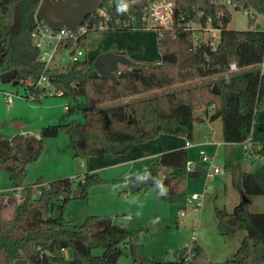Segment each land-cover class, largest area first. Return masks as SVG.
I'll return each instance as SVG.
<instances>
[{"label": "trees", "instance_id": "16d2710c", "mask_svg": "<svg viewBox=\"0 0 264 264\" xmlns=\"http://www.w3.org/2000/svg\"><path fill=\"white\" fill-rule=\"evenodd\" d=\"M39 1L0 0V75L14 70L15 83L12 80L9 84L23 86L24 95L34 91V84L43 72L49 74L54 94L63 96L70 109L79 98L91 107L226 74L218 77L214 86L194 85L100 108L87 112L82 122L73 119L42 127L38 136L0 135V168L6 172L10 187H23L25 194L11 218L0 217V264H16L17 260H25V264H119L127 252L134 264H156L145 255L142 229L121 227L104 215L87 216L80 225L65 219L63 212L74 190L73 179H57L47 186H41L42 180L38 179L33 185H26L27 165L39 158L43 140L56 137L60 130L71 140L73 156L87 160L103 154H125L134 145L160 134L190 140L195 123L217 118L222 122V141L234 146L228 153H234L235 157L226 159L225 172H229L234 189L245 198L231 211L215 208L217 229L229 240L239 238L230 259L232 263L264 264V211L253 212L249 208L252 197L264 196V141L252 140L251 146L253 157L262 159L261 168L247 172L241 166L242 143L251 135L258 109L264 108V73L260 70L264 60V31L228 29L231 14L224 0H174L175 24L196 22L204 27L209 18L211 26L220 30L215 49H211L205 37L197 48L191 49L190 32H165L157 42L159 63L132 61L120 65L113 81L99 76L92 63L83 57L64 69L45 71L31 40ZM150 1L120 0V6L119 0H103L102 6L110 18L108 31L145 30L142 16ZM230 1L234 8L254 17L264 13V0ZM91 18L88 16L86 22ZM96 21L92 20L86 32L77 37V47L85 48L87 35L95 31L91 27ZM73 43L67 41L72 50ZM232 63L241 71H230ZM35 93L46 95V89L38 88ZM197 109H202L201 115L195 114ZM187 159L183 146L160 153L146 166L148 175L162 181L160 186L152 187L168 204L180 207L186 202ZM91 176L94 181H102L95 173ZM34 184L39 187L35 189ZM89 184L87 178L78 182V196L87 198ZM54 210L57 216L52 215ZM241 233L244 234L238 237ZM65 249L72 251L71 258L64 256ZM95 249H100L101 254H93ZM186 251L185 246L176 260L165 264H210L203 247L195 240L188 254Z\"/></svg>", "mask_w": 264, "mask_h": 264}, {"label": "rangeland", "instance_id": "374dc122", "mask_svg": "<svg viewBox=\"0 0 264 264\" xmlns=\"http://www.w3.org/2000/svg\"><path fill=\"white\" fill-rule=\"evenodd\" d=\"M227 6L231 14V21L227 25L228 29H259L264 31V13L256 14L255 19L250 22L248 12L236 9L234 5ZM197 25V23H193V26ZM157 41L158 37L152 30L129 32L92 31L87 35L82 59L86 57L92 63L102 50L116 46L125 50L127 53V56H125L131 61L133 59L141 61L148 59L151 63H159L160 54L157 49ZM62 54L67 55V51H62ZM55 70L60 69L55 68ZM240 71L237 70V72ZM224 74L226 73L198 78L165 89H157L131 98L110 101L91 107L85 106L84 100L79 98L78 103L72 105V109L66 105V99L63 96L54 94L52 89L46 91V95H36L34 101H30L23 98L25 92L23 86L2 84V90L17 95H14L13 102L8 104L5 102L4 95L0 93V122L3 124V127L0 124V135L10 137L19 132V129L14 126L17 121L22 124L26 122L24 130L30 133L28 135H34L39 133L42 127L61 125L73 119L82 122L87 112L117 106L125 101L138 100L153 94L172 92L194 85L211 84L214 86L213 83ZM39 97H42L40 102H36ZM195 114L201 115L202 109H197ZM195 128L197 129L196 136L200 137L204 129H199L198 125ZM221 129V119H216L213 123L211 139L222 141ZM252 135L257 140L264 138V108L257 111L251 130ZM150 141H152L150 145L154 147V151H145L144 148H141L138 152L130 149L125 154H103L86 160L73 156V144L69 137L60 130L56 137L43 140V150L39 158L27 165L25 184L33 185L38 179H41V186H47L48 182L70 178L73 179L72 188L75 190L78 182L87 178L90 180L87 198L71 195L64 209L63 217L80 225L87 216L104 215L110 217L114 224L121 227L133 230L142 229L141 239L145 255L155 260L156 264H165L168 260H176L180 250L185 246L191 247L193 240L203 247L210 264H234L230 259L237 248L239 238L229 240L221 236L217 229L215 216V208L224 207L231 211L238 200V191L232 186L229 172H225V174L207 183L203 175L188 180L186 197L194 192L204 193L200 211L191 210L189 203H185L180 207L166 203L153 187L129 191L125 177L130 173L140 174L139 172L146 169L148 162L154 159L153 155L145 156V154L155 151H169L184 146L186 139L174 134H160L147 142ZM201 150L210 153L213 148L209 150L200 147L195 155L197 156ZM228 150L230 151L231 148ZM191 152L194 151L188 150V159L193 155ZM137 154H140V157L133 158ZM237 156H239L238 153ZM234 157V153L226 156L223 147H220L216 152V161L222 166L226 163V159L229 160ZM241 161L242 170L247 172H256L262 165V159L259 157L247 158L243 155ZM94 173L102 181L92 180L91 174ZM38 185L34 184L33 187L37 189ZM0 191V217L2 219L11 218L16 206L13 198L15 191L10 187L7 174L2 168H0ZM17 193L20 195L22 191L20 190ZM251 199L252 202L249 206L251 211L264 210L263 196L252 197ZM182 209L187 212L185 217L179 215ZM57 214L56 210L52 213L54 216H57ZM194 222H197V224L194 225ZM151 223H157L158 226L152 228ZM243 234H239L238 237ZM123 249L127 248L124 247ZM101 252L100 249L93 250L95 255H100ZM64 256L71 258L72 251L65 249ZM119 264L134 263L127 252V255L124 254L121 257Z\"/></svg>", "mask_w": 264, "mask_h": 264}, {"label": "built area", "instance_id": "2783aa9c", "mask_svg": "<svg viewBox=\"0 0 264 264\" xmlns=\"http://www.w3.org/2000/svg\"><path fill=\"white\" fill-rule=\"evenodd\" d=\"M224 3L230 5L231 1L224 0ZM119 5L121 6L120 0ZM175 8L176 3L174 0H151L145 8V14L142 16V22L144 23L145 30L154 31L158 40L163 38L165 32H170L171 34H175L178 30L190 32L192 39L191 49L197 48L200 40L204 37L207 43L211 46V49H215L217 43L219 42L220 30L211 26V20L208 18L204 27L199 24L197 26H193V22L175 24ZM90 16L94 19L91 18L87 22L85 19L83 23L73 29L61 27L58 30H54L47 26L43 21L35 20V25L31 32V40L33 46L38 52L37 60L44 65L45 71L55 70V68L64 69L65 67L76 63L84 56V48L80 46L77 47L75 43L77 37L86 32L89 23L92 20H97L96 24H92V30L108 31L110 18L105 10V7L101 5ZM253 17L254 16L251 15V18ZM68 40L74 41L73 50L72 46H68ZM62 51H67V55L62 54ZM229 68L232 72L238 70L235 63L230 64ZM260 70L264 73V60L260 63ZM38 88H44L46 91L52 89L48 73L43 72L34 84V91L28 92L26 95L23 94V98L34 101L37 95L35 90ZM0 93L4 95L5 102L8 104H11L13 102L14 95H17L5 90H0ZM65 108L68 109L67 106H65ZM222 143L218 142L216 143V146H219ZM242 145L244 149L243 155L247 158H253L251 135L242 143ZM191 146H193L191 140H186L184 147L188 148ZM185 166L187 173L200 170L206 183L225 174V167L216 161V153L210 154L203 150L198 153L196 159H187ZM12 189L15 191L13 196L15 204H21L25 199L23 187H13ZM20 190L22 191V194L19 195L17 192ZM203 198L204 193L194 192L186 198L185 203H189L191 205V210L200 211ZM179 215L181 217H185L187 215L186 210L182 209ZM196 224L197 222H194V225ZM189 250L190 247H187L186 254L189 253ZM189 257L190 256L188 255V258Z\"/></svg>", "mask_w": 264, "mask_h": 264}, {"label": "water", "instance_id": "95a60500", "mask_svg": "<svg viewBox=\"0 0 264 264\" xmlns=\"http://www.w3.org/2000/svg\"><path fill=\"white\" fill-rule=\"evenodd\" d=\"M103 3V0H40L36 8L35 20L43 21L47 26L54 30L61 27L73 29L83 23V21L92 15ZM132 62L128 57L121 53L107 51L99 54L92 62V66L99 76L116 81L115 72L118 66ZM15 78V71L10 70L0 75L1 84H9ZM15 81H12L14 84ZM215 87H213L214 89ZM199 172H188L187 178L198 177ZM127 189L136 191L144 187L160 186L161 180H158L147 173H130L125 177ZM80 190L75 189L72 196H78ZM242 200H245L241 194ZM157 223H151L152 228H156ZM16 264H25V260H17Z\"/></svg>", "mask_w": 264, "mask_h": 264}, {"label": "crops", "instance_id": "0c3cea01", "mask_svg": "<svg viewBox=\"0 0 264 264\" xmlns=\"http://www.w3.org/2000/svg\"><path fill=\"white\" fill-rule=\"evenodd\" d=\"M143 31V30H142ZM108 32H113V31H108ZM114 32H129V31H114ZM158 42V41H157ZM107 51H112V52H115V53H121L123 55H126L127 56V53L125 52V50L121 49V48H117L116 46H113V47H110V48H106L104 50H102L99 54L101 53H104V52H107ZM98 56V55H97ZM86 58V57H85ZM87 59V58H86ZM88 60V59H87ZM145 61H142V62H150L148 59H144ZM133 61H141V60H137V59H133ZM151 63V62H150ZM196 115H199V114H196ZM217 119H220V118H217ZM216 120V119H215ZM215 120H209V119H204L203 121L199 122V123H195L193 125V129H192V138L190 139L191 142L193 143V146L191 147H188V148H185L186 149V152L188 154V150H193L194 152H191L193 153V155L191 156L190 159H196L197 156L195 155L196 152H197V149L200 148V147H203V148H208L209 150H212V152L210 151V154L212 153H216L218 151V149L220 147H223V150H224V153L227 155H229L228 153V149L231 147H234L233 145H226L225 143H222L223 141H215L213 139H211V132H213V123ZM1 126L3 127V124L0 122ZM198 125L199 129H204L203 131V134L200 136V137H197L196 136V132H197V129L195 128V126ZM15 127H17V129H19V132H17L16 134H30L29 132H26L24 130V128L26 127V122L25 123H21V122H15L14 124ZM206 128V129H205ZM198 129V130H199ZM40 131V130H39ZM222 131V129H221ZM1 134V132H0ZM39 133L37 134H34L35 136H38ZM222 134V133H221ZM259 135V134H258ZM12 136L8 137V138H11ZM183 137V136H182ZM222 137V136H221ZM185 139V137H183ZM252 140H254L256 143H260L261 141H264V138L260 139V140H257L254 138V136L252 135L251 136ZM152 141L150 142H144V143H140V144H136L134 145L131 149L132 151L133 150H137L138 152L141 150V148H144L145 151H154V147H152L151 144ZM222 143L220 144L219 146H216V143ZM145 146V147H144ZM229 146V147H228ZM183 146H179V147H176V148H182ZM228 147V148H226ZM175 149V148H173ZM188 149V150H187ZM167 151V150H166ZM163 151H155V152H150L148 154H145V156L149 155V156H154L157 157L160 153H162ZM156 155V156H155ZM196 156V157H195ZM140 157V154L136 155V157H133V158H138ZM195 172H199L201 174V171L200 170H197ZM140 174L142 173H146V169L143 171V172H139ZM201 176V175H200ZM199 177V176H198ZM196 178V177H194ZM189 179H193V178H188L187 179V183H188V180ZM49 183V182H48ZM145 188V187H144ZM257 197V196H255ZM264 197V196H263ZM241 200V196L240 194L238 193V200L237 202L235 203L238 204ZM234 205V206H235ZM233 206V207H234ZM229 211V210H228ZM253 211V210H252ZM264 211V210H263ZM253 212H262V210H256V211H253ZM238 246V245H237Z\"/></svg>", "mask_w": 264, "mask_h": 264}, {"label": "bare ground", "instance_id": "6f19581e", "mask_svg": "<svg viewBox=\"0 0 264 264\" xmlns=\"http://www.w3.org/2000/svg\"><path fill=\"white\" fill-rule=\"evenodd\" d=\"M247 12V11H246ZM251 15L252 14H249L248 16H249V18L251 19V20H254L255 19V17H253V18H251ZM193 23H196V22H193Z\"/></svg>", "mask_w": 264, "mask_h": 264}]
</instances>
